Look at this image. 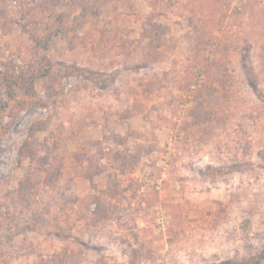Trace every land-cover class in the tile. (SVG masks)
Here are the masks:
<instances>
[{
	"label": "rangeland",
	"instance_id": "obj_1",
	"mask_svg": "<svg viewBox=\"0 0 264 264\" xmlns=\"http://www.w3.org/2000/svg\"><path fill=\"white\" fill-rule=\"evenodd\" d=\"M0 264H264V0H0Z\"/></svg>",
	"mask_w": 264,
	"mask_h": 264
},
{
	"label": "trees",
	"instance_id": "obj_2",
	"mask_svg": "<svg viewBox=\"0 0 264 264\" xmlns=\"http://www.w3.org/2000/svg\"><path fill=\"white\" fill-rule=\"evenodd\" d=\"M3 71H5V70H3V69L0 68V75L5 74V73H2ZM0 77H2V76H0Z\"/></svg>",
	"mask_w": 264,
	"mask_h": 264
}]
</instances>
